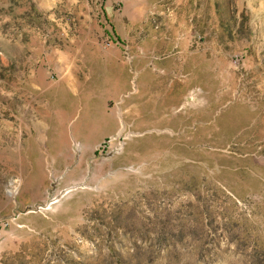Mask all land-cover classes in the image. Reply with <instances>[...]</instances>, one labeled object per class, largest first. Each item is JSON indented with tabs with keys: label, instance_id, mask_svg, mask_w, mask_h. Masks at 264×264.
<instances>
[{
	"label": "rangeland",
	"instance_id": "obj_1",
	"mask_svg": "<svg viewBox=\"0 0 264 264\" xmlns=\"http://www.w3.org/2000/svg\"><path fill=\"white\" fill-rule=\"evenodd\" d=\"M0 264H264V0H0Z\"/></svg>",
	"mask_w": 264,
	"mask_h": 264
},
{
	"label": "crops",
	"instance_id": "obj_2",
	"mask_svg": "<svg viewBox=\"0 0 264 264\" xmlns=\"http://www.w3.org/2000/svg\"><path fill=\"white\" fill-rule=\"evenodd\" d=\"M100 75H101V73H99ZM105 74L103 73L101 76H104ZM124 86H127V84L125 83L124 84ZM166 105H167V107H168V99H167V101H166ZM93 113L90 115V116H85V115H80L81 117H82V119H83V122H81V123H79L77 126H76V130L78 131V129L80 128V127H83V129H86V131H87V129H89V128H91L92 127V124H95V122L96 121H98V120H100V119H102V118H106V115H104V114H102V113H100L99 111H92ZM79 116V117H80ZM88 123V124H87ZM86 124H87V126H86ZM80 129H82V128H80ZM79 134V133H78Z\"/></svg>",
	"mask_w": 264,
	"mask_h": 264
}]
</instances>
